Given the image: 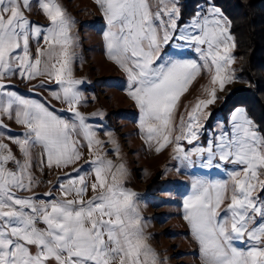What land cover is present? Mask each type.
Segmentation results:
<instances>
[{"label":"snow or ice","instance_id":"6c2138e0","mask_svg":"<svg viewBox=\"0 0 264 264\" xmlns=\"http://www.w3.org/2000/svg\"><path fill=\"white\" fill-rule=\"evenodd\" d=\"M95 3L106 22L105 54L126 74L127 95L138 108L139 127L150 147L159 154L173 145L174 159L185 167L199 162L226 169L227 180L194 179L183 202V219L199 246L201 264H264V125L236 109L212 138L200 143L203 121L210 116L205 110L218 99L216 86L223 91L236 81L230 68L237 46L231 20L214 0L193 13L190 23H182L180 0H155V11L151 0ZM33 12L48 25L31 21ZM74 24L60 0H0V133L10 131L5 119L26 129L19 137L8 135L23 160L0 142V264H159L144 232L140 197L123 183V163L117 166L93 153L87 167H73L54 186L59 196L18 195L38 186L32 149L41 150L43 171L74 166L83 158L82 149L92 152L101 145L98 129L79 110L84 95L83 81L73 77ZM186 51L197 59L184 58ZM205 71L212 74L204 89L208 98L186 109L187 117L181 116L177 126L181 98ZM14 77L29 82L47 77L56 88L40 83L32 90L50 91L69 115L13 90L6 81ZM110 142L116 144L114 138ZM113 154H119L118 146ZM89 191L95 195L86 199Z\"/></svg>","mask_w":264,"mask_h":264},{"label":"rangeland","instance_id":"374dc122","mask_svg":"<svg viewBox=\"0 0 264 264\" xmlns=\"http://www.w3.org/2000/svg\"><path fill=\"white\" fill-rule=\"evenodd\" d=\"M151 2L155 11V0ZM60 3L75 21L72 34L77 37V47L72 65L73 77L83 81L79 88L84 95V101L79 110L89 118V123L98 129L97 139L101 141V145L96 146L92 152H89L87 148L82 149L83 158L74 166L66 169L45 168L43 171L39 167L41 150L32 149L34 165L32 175L38 182V186L34 185V190L31 192L18 193V195L36 196L46 200L50 199L45 195L48 192H52L53 196H59L60 193L54 188L58 181L67 173L73 172V167H87V162L94 158L93 153H98L113 161L117 166L121 163L125 165L127 174L123 183L140 197L138 206L144 221V232L148 237V243L159 257V264H201L199 246L191 235L187 221L183 219V202L191 194V184L194 179L227 180L226 169L224 167L204 168L199 162L195 167H185L174 159L173 145L167 146L157 154L154 145L150 147L146 140V133L142 132L139 127L140 113L127 95L126 74L105 54L102 33L106 29V22L95 0H60ZM206 7L208 3H203L198 6L197 11ZM28 18L40 25L46 26L49 23L44 16L36 12L30 14ZM183 22L190 23V18L182 20ZM41 47L46 48L42 41ZM236 50L237 48L231 52V55L235 57V62L230 65V68L235 71L236 81L227 84L223 91H219L216 86L218 99L205 110L210 113V116L203 121L205 127L201 129L203 134L200 143L212 138L214 131L229 121L230 114L234 110H246L244 107H236L229 112L219 111L213 114L233 91L249 86L242 72L241 60ZM171 51H175L174 45ZM32 54H36L35 41H32ZM184 58L197 59V54L193 51H186ZM211 75L206 71L202 72L181 98L176 112L177 126L181 116L187 117L186 109L190 110L199 99L208 98L204 89L210 86ZM6 83L27 98L47 102L58 114L65 117L69 115L67 106L54 99L50 91L41 90L39 87H36L35 91L32 90L40 83H44L47 89L56 88V84L47 77H40L32 82L14 77ZM213 115L214 119H212ZM4 124L10 131L7 135L0 133V135H5L0 142L8 144L12 153L18 159L23 160L18 146L8 139V135L19 137L26 129L7 119L4 120ZM108 133H111V136ZM176 134L178 133H174ZM113 138L116 144L110 142ZM117 146L119 147L118 155L113 154ZM185 146L189 149L192 147L191 145ZM8 166L12 167L11 164ZM231 167L227 166V170ZM93 195L95 193L89 191L86 199H91ZM228 202L226 200L221 206V214L227 208ZM237 246L242 248L244 244L237 243Z\"/></svg>","mask_w":264,"mask_h":264},{"label":"trees","instance_id":"16d2710c","mask_svg":"<svg viewBox=\"0 0 264 264\" xmlns=\"http://www.w3.org/2000/svg\"><path fill=\"white\" fill-rule=\"evenodd\" d=\"M211 2L208 0V3ZM214 2L232 22L231 33L236 39V52L249 86L233 91L213 114L244 107L256 123L264 125V0ZM203 3H206L205 0H180L183 21L192 17Z\"/></svg>","mask_w":264,"mask_h":264}]
</instances>
